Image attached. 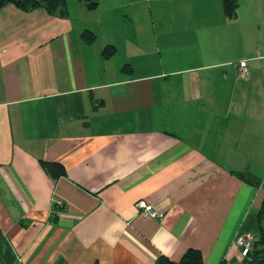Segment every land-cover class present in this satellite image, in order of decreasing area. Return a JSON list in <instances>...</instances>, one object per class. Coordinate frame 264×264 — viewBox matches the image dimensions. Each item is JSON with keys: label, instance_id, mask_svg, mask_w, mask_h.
<instances>
[{"label": "crops", "instance_id": "obj_1", "mask_svg": "<svg viewBox=\"0 0 264 264\" xmlns=\"http://www.w3.org/2000/svg\"><path fill=\"white\" fill-rule=\"evenodd\" d=\"M263 202L264 0L0 10V264H244Z\"/></svg>", "mask_w": 264, "mask_h": 264}, {"label": "trees", "instance_id": "obj_2", "mask_svg": "<svg viewBox=\"0 0 264 264\" xmlns=\"http://www.w3.org/2000/svg\"><path fill=\"white\" fill-rule=\"evenodd\" d=\"M68 0H0V10L9 4L15 5L19 9L30 12L38 8H45L48 13L55 14L60 8L65 7ZM86 4V6L91 9H97L100 4V0H79ZM239 8V0H224V9L227 17L235 18L237 16V11ZM83 40L87 44H92L95 41V35L90 32H85L82 35ZM115 53V49L112 46L106 47L103 55L105 58H111ZM129 70L126 66L124 71ZM45 169L52 176L59 177L65 174L63 165L59 163H44ZM247 176V181L250 182ZM258 224L260 235L254 244L253 251L251 252L248 259L245 260L244 264H264V202L260 208L258 214ZM157 264H175L169 261L165 257H160ZM179 264H205L203 257L198 250H189L184 256L183 260Z\"/></svg>", "mask_w": 264, "mask_h": 264}, {"label": "built area", "instance_id": "obj_3", "mask_svg": "<svg viewBox=\"0 0 264 264\" xmlns=\"http://www.w3.org/2000/svg\"><path fill=\"white\" fill-rule=\"evenodd\" d=\"M236 74H237L238 79L240 80H243V81L250 80L251 74H250V69H249L247 61L244 60V61L239 62ZM55 206H56L55 212L57 214V212H61V210L64 209V202L59 199L55 200ZM137 209L143 210L145 213L153 217H158V218L163 217L162 215L155 213L153 211V208L149 206L146 202H140L137 205ZM255 242H256V238L253 235L249 234L247 236L238 238L235 241L234 246L240 250L242 257L246 260L249 258L251 252L253 251ZM226 264H230V263H226Z\"/></svg>", "mask_w": 264, "mask_h": 264}]
</instances>
